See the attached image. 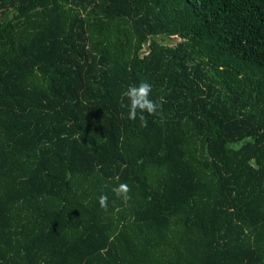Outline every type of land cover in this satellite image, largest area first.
Returning <instances> with one entry per match:
<instances>
[{
    "label": "trees",
    "instance_id": "obj_1",
    "mask_svg": "<svg viewBox=\"0 0 264 264\" xmlns=\"http://www.w3.org/2000/svg\"><path fill=\"white\" fill-rule=\"evenodd\" d=\"M0 264H264V0H0Z\"/></svg>",
    "mask_w": 264,
    "mask_h": 264
},
{
    "label": "clouds",
    "instance_id": "obj_2",
    "mask_svg": "<svg viewBox=\"0 0 264 264\" xmlns=\"http://www.w3.org/2000/svg\"><path fill=\"white\" fill-rule=\"evenodd\" d=\"M152 85L147 81H141L138 85H130L125 92L122 93L121 107L128 109V119L135 121L137 118L141 122V126H147V119L144 115L145 112L151 115H156L160 104L158 101L150 99L152 93ZM126 97L128 103H123V98ZM113 191L125 201L130 199L128 193L130 187L127 184L121 183ZM107 196L102 195L99 198L101 207H107Z\"/></svg>",
    "mask_w": 264,
    "mask_h": 264
},
{
    "label": "rangeland",
    "instance_id": "obj_3",
    "mask_svg": "<svg viewBox=\"0 0 264 264\" xmlns=\"http://www.w3.org/2000/svg\"><path fill=\"white\" fill-rule=\"evenodd\" d=\"M163 40H167V39H163ZM170 41V40H169Z\"/></svg>",
    "mask_w": 264,
    "mask_h": 264
}]
</instances>
